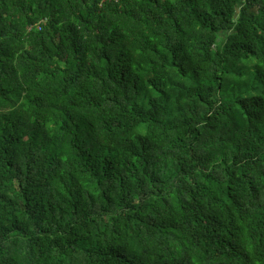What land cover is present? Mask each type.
I'll list each match as a JSON object with an SVG mask.
<instances>
[{"label": "trees", "instance_id": "16d2710c", "mask_svg": "<svg viewBox=\"0 0 264 264\" xmlns=\"http://www.w3.org/2000/svg\"><path fill=\"white\" fill-rule=\"evenodd\" d=\"M0 264H264V0H0Z\"/></svg>", "mask_w": 264, "mask_h": 264}]
</instances>
